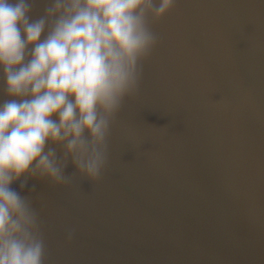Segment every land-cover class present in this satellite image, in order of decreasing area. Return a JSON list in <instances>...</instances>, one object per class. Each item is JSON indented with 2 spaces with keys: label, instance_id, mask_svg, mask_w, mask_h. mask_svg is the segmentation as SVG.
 Returning <instances> with one entry per match:
<instances>
[{
  "label": "water",
  "instance_id": "95a60500",
  "mask_svg": "<svg viewBox=\"0 0 264 264\" xmlns=\"http://www.w3.org/2000/svg\"><path fill=\"white\" fill-rule=\"evenodd\" d=\"M149 24L156 43L100 178L69 159V185L22 189L45 262L264 264V0H175Z\"/></svg>",
  "mask_w": 264,
  "mask_h": 264
},
{
  "label": "clouds",
  "instance_id": "9594fccd",
  "mask_svg": "<svg viewBox=\"0 0 264 264\" xmlns=\"http://www.w3.org/2000/svg\"><path fill=\"white\" fill-rule=\"evenodd\" d=\"M37 2L43 11L33 17ZM174 3L0 0V264H46L38 214L22 189L29 178L69 185V159L76 175L100 178L112 118L156 43L149 17Z\"/></svg>",
  "mask_w": 264,
  "mask_h": 264
}]
</instances>
